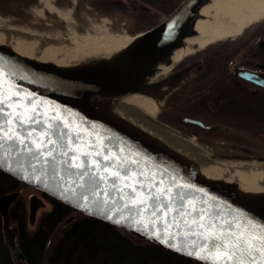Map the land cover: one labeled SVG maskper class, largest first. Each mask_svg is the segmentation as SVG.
<instances>
[{"label": "water", "instance_id": "95a60500", "mask_svg": "<svg viewBox=\"0 0 264 264\" xmlns=\"http://www.w3.org/2000/svg\"><path fill=\"white\" fill-rule=\"evenodd\" d=\"M202 1L184 0L166 20L153 29L146 31V33L139 34L143 36L142 44H144V47L125 70L142 75L151 64L167 55L173 47L179 45V41L186 34L187 26ZM197 47L199 45H194L193 49ZM123 64H125L124 61ZM241 74L249 81L257 82L259 79L253 73L244 71ZM139 75L136 78L113 81L73 77L22 60L19 56L0 47V91H3L6 97L12 96L15 91H20L24 97L25 104L23 109L15 103L12 108L3 105L6 112L27 111L28 94H34L31 99L35 100L38 106L42 105L44 116L51 117L52 115L60 114L64 120H70L77 126L75 131H79L83 138L81 144L84 141H98L101 146H106L103 149L106 155L137 160L138 164L132 167L137 173L141 170L143 171L144 175L140 179L145 183H148L145 180L146 177L155 175L156 182L158 183L163 178L164 186L167 187L171 177H176L181 185H186V187L181 189L185 193L186 199H191L197 208L205 207L207 209L209 215L204 220L206 226H208L209 219L213 220L217 228H227L224 221H233L240 225L238 229H233L234 231L243 232L244 236L252 242L254 247H264V242L257 239L264 234L260 228V225L264 224V206L245 204L231 199L227 190L200 179L194 170L195 168L187 161L141 139L121 127L119 123L117 124L92 110L90 106H87L82 101L115 95L121 90L125 91L127 87L132 86L140 78ZM140 91L151 98H156L159 95V85L141 88ZM15 99L17 98L13 97V100ZM151 121L175 136V138L181 141L186 139L180 134L164 128L158 120L151 119ZM194 123L204 126V124L196 121ZM12 127L14 132L20 131L15 127V124ZM204 128L209 127L204 126ZM209 129L215 130L214 128ZM40 136V128L37 126V131L33 133L31 139H37ZM43 139L46 142L47 138L44 137ZM3 143L4 148L0 149V153L3 154L6 166H0L1 174L41 194V197L50 202L63 205V207H66L76 215L95 219L195 263L212 264L211 260L207 262L200 261L192 256L185 255L182 251H177V248H180L183 243H190L193 239H197L198 244L203 243V241L191 235L185 237L179 233L169 239L168 235L160 232V228L163 227L159 219L161 213L158 211L156 217H153L149 211L140 213L139 208L142 206L132 208L129 198L135 194L131 192L130 188L124 189L125 194L113 189L112 182L114 178L99 181V187H97L95 183H88L87 177L81 180L76 176L75 173L78 169L66 170L63 164H59L53 170L50 164L43 163V157L40 160H36L32 158L31 154L17 151L15 147H10V144L13 143L12 141L6 140ZM50 147L49 145L48 148ZM79 151L94 152L96 149L81 147ZM69 155H73V153ZM81 158L86 162L89 159L88 157ZM91 159L100 158L93 156ZM101 162L104 163L103 160ZM125 163H127V160ZM113 170L116 169L110 168V171ZM161 173H163V176L160 175ZM104 175L107 176V173H104ZM132 182L134 183V181ZM123 183L117 181V187H122ZM187 185H191V187H187ZM137 187L139 186L137 185ZM197 189H202L203 191H197ZM143 191L146 192L147 189ZM173 191L177 190L173 189ZM19 195L20 193L16 192L0 198V211L4 218L3 231L7 248H9L15 258L23 260L24 257L17 241L18 228L10 227L8 209ZM122 195L123 200H121ZM140 198L143 197L141 196ZM113 200L116 203L113 204ZM203 201H207V204H203ZM124 204H129V208H124ZM38 205L37 197H32L30 208L33 217ZM186 207L190 209L191 205H186ZM213 212H218L221 219L215 220L211 215ZM245 214L248 218L247 220L245 219ZM173 215H175L174 211L168 212L166 216H163V222L167 223ZM193 216H197V214L193 213ZM153 219L157 220L155 231L156 235L161 236V239H157L156 235H153V229L150 226V221ZM188 219L191 220L192 216H189ZM193 229H195V225H193ZM173 231L174 229H169V233ZM199 231L204 230L199 229ZM170 244H174L175 247H169ZM229 248H231V243H229ZM253 256L255 260L252 261L246 258L245 264H264V260L261 259V252L253 251ZM229 264H236V261H230Z\"/></svg>", "mask_w": 264, "mask_h": 264}, {"label": "bare ground", "instance_id": "6f19581e", "mask_svg": "<svg viewBox=\"0 0 264 264\" xmlns=\"http://www.w3.org/2000/svg\"><path fill=\"white\" fill-rule=\"evenodd\" d=\"M43 14L42 9L39 15ZM263 15L264 0H203L179 45L151 64L142 75L125 70L144 47L142 35L114 37L104 30L100 39L76 36L57 41L19 34L0 26V47L22 60L73 77L113 81L139 75L140 78L125 91L82 101L141 139L187 161L200 179L227 190L231 199L264 206V163L227 165L198 153L151 121L158 116L159 96L151 98L140 91L165 82L168 73L193 50L194 45L200 48L232 36L236 33L235 28Z\"/></svg>", "mask_w": 264, "mask_h": 264}, {"label": "flooded vegetation", "instance_id": "af4514ba", "mask_svg": "<svg viewBox=\"0 0 264 264\" xmlns=\"http://www.w3.org/2000/svg\"><path fill=\"white\" fill-rule=\"evenodd\" d=\"M81 2L75 26L84 33ZM244 71L257 75V82L241 76ZM158 96L157 120L167 130L220 151L210 154L214 159L264 163V18L236 36L194 48L168 73Z\"/></svg>", "mask_w": 264, "mask_h": 264}, {"label": "snow or ice", "instance_id": "6c2138e0", "mask_svg": "<svg viewBox=\"0 0 264 264\" xmlns=\"http://www.w3.org/2000/svg\"><path fill=\"white\" fill-rule=\"evenodd\" d=\"M33 95L28 94L27 111L6 112L3 105L12 108L15 103L23 109L25 107L24 97L20 91H15L12 96L7 97L3 91H0V149L4 148L3 141H12L10 147L29 153L36 160L43 157V163L50 164L53 170L59 164H63L66 170L78 169L75 173L76 176L81 180L87 177V182L95 183L97 187H99V181L114 178L113 189L125 194L124 189L130 188L131 192L135 194L129 198L132 208L142 206L139 208V212L149 211L153 217H156L158 211L161 213L159 219L163 227L160 228V232L168 235L169 239L179 233L185 237L191 235L203 241L198 244L197 239H193L190 243H183L180 248H177V251H182L185 255L204 262L211 260L212 264H229L233 260L236 261V264H245L246 258L255 260L253 251H257L261 252V259L264 260V247H254L243 232L233 230L240 227L238 223L224 221L227 228H217L213 220L209 219L208 226H206L204 220L209 215L207 209L205 207L197 208L191 199H186L185 193L181 191L186 185H181L176 177H171L167 187L164 186L163 178L157 183L155 175L146 177L145 180L148 183H145L140 179L144 175L143 171L137 173L132 167L138 164L137 160L106 155L103 150L106 146H101L98 141H84L81 144L83 138L79 131H75L77 126L70 120H64L60 114L51 117L44 116L42 105L38 106L35 100L31 99ZM13 97L17 99L13 100ZM13 124L20 131L14 132ZM37 126L40 128L41 136L31 139L33 133L37 131ZM44 137L47 138L46 142ZM49 145L50 148H48ZM81 147L96 149V151H79ZM70 153L73 155H69ZM93 156L100 159H91ZM81 157L89 159L86 162ZM126 160L127 163H125ZM0 166H6L2 153H0ZM110 168L116 170L110 171ZM104 173H107V176ZM160 175L163 176V173ZM117 181L124 182L123 186L117 187ZM187 187H191V185H187ZM144 189L147 191L144 192ZM173 189L177 191H173ZM197 191L203 190L197 189ZM141 196L143 198H140ZM121 200H123V195ZM112 203L114 204L116 201L113 200ZM202 203L207 204V201ZM186 205H191L190 209ZM123 207L129 208V204H124ZM170 211H174L175 215L167 223H164L163 216H166ZM193 213H196L197 216H193ZM211 215L215 220L221 219L218 212H213ZM189 216H192L191 220L188 219ZM245 219H248L246 214ZM193 225H195V229H193ZM150 226L153 229V235H156L157 220H151ZM170 228L174 229L171 233H169ZM260 228L264 233V224H261ZM199 229L204 231H199ZM156 238L161 239V236L156 235ZM257 239L264 242V234ZM229 243H231V248H229ZM169 247H175V245L170 244Z\"/></svg>", "mask_w": 264, "mask_h": 264}, {"label": "trees", "instance_id": "16d2710c", "mask_svg": "<svg viewBox=\"0 0 264 264\" xmlns=\"http://www.w3.org/2000/svg\"><path fill=\"white\" fill-rule=\"evenodd\" d=\"M86 1L82 0V7L86 6ZM161 1L166 7L162 14L151 5L142 4L141 0H92V4L102 14H125L138 34L159 25V15L169 17L183 2ZM3 7L0 5V11ZM24 188L0 173V198L20 193L8 209L10 227L18 228L17 241L24 257L18 260L7 248L0 211V264H198L95 219L76 215L58 203L52 202L51 209L39 217L36 228L31 230L28 202L22 198Z\"/></svg>", "mask_w": 264, "mask_h": 264}, {"label": "rangeland", "instance_id": "374dc122", "mask_svg": "<svg viewBox=\"0 0 264 264\" xmlns=\"http://www.w3.org/2000/svg\"><path fill=\"white\" fill-rule=\"evenodd\" d=\"M29 4L23 1L13 3L12 0H0V5H3L2 11H0V26L5 29H11L19 34H27L33 36H42L56 39L57 41H64L73 37L93 38L100 39L104 35V30L109 35L114 37L131 38L135 37V27L133 23H130L125 14L123 16L107 15L91 6L82 7L78 16L82 20V30L78 31L76 26L75 11L80 5L81 0H29ZM141 0L144 5H151L159 14L165 10L164 3L161 0ZM184 1V0H183ZM44 10L43 16L39 13ZM118 14V13H117ZM163 15L157 17L158 21L162 23L164 19ZM264 18V15L258 19H251L245 22L240 27L235 28L236 33L232 36H236L243 30L252 28ZM130 20V21H129ZM14 22V23H13ZM140 32L138 34H141ZM136 34V35H138ZM223 39V38H222ZM220 40V39H219ZM157 119V117L155 118ZM181 135V134H180ZM182 136V135H181ZM182 137L187 146L196 150L198 153L210 156L211 153H219L212 151L207 145L197 139H192L187 135ZM261 152V151H259ZM216 161L227 165H236L216 159ZM260 164V163H259ZM254 165V164H252ZM22 198L28 202L29 208V229L34 230L38 224L39 217L45 212L51 209L52 203L47 201L41 194L33 191L30 188H24L22 190ZM20 196V195H19ZM37 197L39 201L38 208L35 216H32L31 212V198ZM48 258L45 259L47 261Z\"/></svg>", "mask_w": 264, "mask_h": 264}]
</instances>
